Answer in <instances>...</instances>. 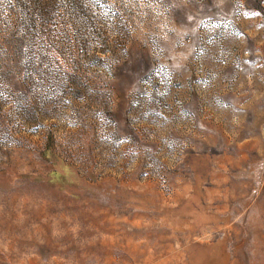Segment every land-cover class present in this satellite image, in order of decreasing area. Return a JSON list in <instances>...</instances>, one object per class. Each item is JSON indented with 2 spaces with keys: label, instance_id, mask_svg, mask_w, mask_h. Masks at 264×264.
<instances>
[{
  "label": "rangeland",
  "instance_id": "1",
  "mask_svg": "<svg viewBox=\"0 0 264 264\" xmlns=\"http://www.w3.org/2000/svg\"><path fill=\"white\" fill-rule=\"evenodd\" d=\"M263 233L264 0H0V264H264Z\"/></svg>",
  "mask_w": 264,
  "mask_h": 264
},
{
  "label": "bare ground",
  "instance_id": "2",
  "mask_svg": "<svg viewBox=\"0 0 264 264\" xmlns=\"http://www.w3.org/2000/svg\"><path fill=\"white\" fill-rule=\"evenodd\" d=\"M259 225H260V224H259ZM257 227H258V226H257ZM258 228H259V227H258ZM258 228H257V229H258ZM262 228H263V227H262ZM249 229H250V228H249ZM252 229H253V228H252ZM254 230H255V229H254ZM255 231H256V230H255ZM256 233H257V232H256ZM258 233H259V232H258ZM263 234H264V233H263ZM253 235H254V234H253ZM253 235H252V236H253ZM253 237H254V236H253ZM253 237H252V238H253ZM257 238H258V237H257ZM257 238H256V239H257ZM248 246H250V245H248ZM261 247H262V246H261ZM253 249H254V248H253ZM262 253H264V252H262ZM250 255H251V254H250ZM255 255H256V254H255ZM251 256H253V254H252ZM262 256H263V254H262ZM259 260H260V259H259ZM252 262H253V261H252ZM252 264H253V263H252ZM261 264H262V263H261Z\"/></svg>",
  "mask_w": 264,
  "mask_h": 264
}]
</instances>
